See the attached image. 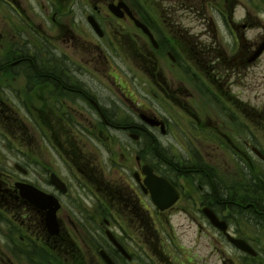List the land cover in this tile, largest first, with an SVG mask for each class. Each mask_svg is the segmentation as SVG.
Segmentation results:
<instances>
[{"label": "flooded vegetation", "instance_id": "flooded-vegetation-1", "mask_svg": "<svg viewBox=\"0 0 264 264\" xmlns=\"http://www.w3.org/2000/svg\"><path fill=\"white\" fill-rule=\"evenodd\" d=\"M156 1L0 0V264H264V181L254 173L246 197L226 200L219 183L225 150L238 164H264V106L237 90L264 39V0ZM198 7L204 29L195 38L179 21ZM258 24L259 37L246 38ZM128 67L141 83L128 84ZM114 89L124 107L113 105ZM140 90L152 105L136 99ZM171 136L191 167L159 150ZM193 145L210 155L199 163ZM145 164L177 193L169 207L153 202ZM50 203L59 205L58 235L45 225ZM234 209L251 214L253 233L233 224ZM208 210L254 253L215 229ZM174 219L211 251L181 246Z\"/></svg>", "mask_w": 264, "mask_h": 264}, {"label": "rangeland", "instance_id": "rangeland-1", "mask_svg": "<svg viewBox=\"0 0 264 264\" xmlns=\"http://www.w3.org/2000/svg\"><path fill=\"white\" fill-rule=\"evenodd\" d=\"M156 1V0H155ZM157 4L160 3H164L162 2V0H157L156 1ZM258 12H261V8H263L264 6L262 4H260V2L258 1ZM164 5V4H163ZM160 6V5H159ZM198 10H196L195 8L193 9L194 11H191L188 13L189 18L186 20H182L179 21L182 24H184L187 28H190L191 31L193 32V34L196 35L195 38H198L197 36H199V34H201V31L204 29L203 26V19H202V13L201 15H199L201 12L199 9L200 7L197 8ZM162 10V7L160 6L159 11ZM171 12H175V11H171ZM183 19V17H182ZM235 19H238V17H236ZM260 23L263 24L264 23V17H262V19H260ZM159 22V21H158ZM169 22V21H168ZM216 23H219V21H216ZM169 24L171 25V27L173 28V25L171 22H169ZM258 24V27L254 28V29H250L249 31L244 32L246 38L249 37V39L254 40L256 37H259L258 34L262 33V31L260 30ZM223 31V34H225V40L226 42L228 41V44H230L233 39L231 38V36L229 37L228 32L225 29V26L220 25ZM211 27V25H210ZM201 38V37H199ZM231 38V39H230ZM127 70V68H125ZM128 84H132V86H134V84H138L141 83V80L139 78L135 77V74L130 70V68L128 67ZM240 79L242 80V82L244 84H246V86H241L240 88H238L237 90L240 91L243 95L244 99H247L248 96H250L252 99L255 98V103H256V107L257 108H261L262 106H264V55L262 57H260V59H258L256 61V63L250 67V69L248 70V75L245 76H241ZM122 84H124V86L127 87V84L125 83V81H121L119 80ZM131 86V85H130ZM141 92H136L137 97L136 99H138L139 102H143L145 105H152V101L148 100V101H143V96L144 94H146L147 90L143 91L140 90ZM121 94H119L118 90L114 89V97H113V105L117 108H119L115 102H119L121 104L122 107H124L123 105V100L120 96ZM151 97V95H148ZM171 110H173V108H170ZM114 121L116 122H121L123 121V117L122 115H119L118 117L113 116ZM173 124V123H172ZM119 132V131H118ZM116 135L120 136L122 135L121 132L119 133H115ZM174 135L177 136V131L174 130ZM262 135H264V133H262ZM261 135V136H262ZM27 136V133H26ZM258 138H260L259 133L257 134ZM174 138L173 136L167 138V139H163V144L162 147H160L159 150L162 151V154L165 157H169V158H180L184 161L183 166H185V168L191 167L193 165V163L188 161V155L186 152V149L181 148V145H178L174 142ZM168 145H170V148L168 147ZM194 146V147H193ZM190 148V151L192 152V154L194 155L193 158L199 159V163H201V157H206L208 155H210L209 149L207 148H203V147H196L195 145H193ZM149 148H151V154L149 152ZM114 149H116V147L114 146ZM153 146L148 147V151L145 152V155L148 156V159H152L154 154H152L153 151ZM264 149V147H263ZM230 149L225 150L224 151V161H226L225 165H223V168L219 171L220 172V180L219 183H221L222 188H220L221 192H222V196L223 199L226 200V198L228 197V195L230 196L232 194L235 196H239V195H245L247 191H251L252 189H254V182L252 181L255 177L253 176L254 171H256V173L258 175H262L263 174V181H264V164H260V163H256L255 165L249 167L248 165H245L243 163L238 164L237 160H235L234 158H232V156L230 155ZM187 162V163H185ZM197 162V161H196ZM241 169H243V171H241ZM256 174V175H257ZM241 176V177H239ZM240 178H244L243 180V185L246 182V180H249V182H246L245 184V188L242 190L239 187V183L242 182V179ZM252 178V179H251ZM257 182H260L257 180ZM256 189L259 188L258 184L256 183ZM239 194V195H238ZM243 195V196H244ZM82 202L85 204L86 201L84 199H82ZM88 202V200H87ZM227 215V213H224ZM230 214L232 215V222L234 225H236L237 227H239L240 229H242L245 233H250V232H254V230L256 228H254L255 224H250L249 227L246 225V223L250 222V218H251V214L246 212V211H240V210H232L230 212ZM173 225H174V229H175V233H176V241L183 247L188 248V249H193L194 251L200 252H210L211 249H202V244L204 243V239L202 236V239L200 240V244L196 247L194 243H190V239H192L191 237H196L197 233H195V229L193 226L189 225L188 221H181V222H176L175 219L173 220ZM209 231V237L214 234V231L210 228H208ZM258 232V231H257ZM194 245V246H193ZM218 252V251H217ZM40 260L41 264H49V262H51L50 260H41L38 259V261Z\"/></svg>", "mask_w": 264, "mask_h": 264}, {"label": "water", "instance_id": "water-1", "mask_svg": "<svg viewBox=\"0 0 264 264\" xmlns=\"http://www.w3.org/2000/svg\"><path fill=\"white\" fill-rule=\"evenodd\" d=\"M137 25L146 30V28L143 25H140L138 23H137ZM146 32H147V30H146ZM263 50H264V42L261 43L258 46L257 50L255 51L253 57L250 60L256 59ZM147 121L149 123H151L152 125H155L154 122L149 121V120H147ZM144 173L147 175L146 176V184L149 186V188H150V190L152 192V198L154 199V201L156 203L160 204L159 201L162 200V198L167 197L166 193L169 192V189H165V186L169 187L168 183H165V181H163L162 179H157L153 175V173H152V171H151V169L149 167L148 168L145 167ZM160 181L163 182L164 185H157V183H159ZM207 214H208V216L210 218V221L213 224H215L216 226L220 227L222 230L225 229V226L219 223L216 215H214L213 213H207ZM48 221H49V226L48 227H49V229L51 231V224H55L54 211L49 213ZM234 243L239 245L242 248H245L243 246V244H240V242L238 240H234Z\"/></svg>", "mask_w": 264, "mask_h": 264}, {"label": "trees", "instance_id": "trees-1", "mask_svg": "<svg viewBox=\"0 0 264 264\" xmlns=\"http://www.w3.org/2000/svg\"><path fill=\"white\" fill-rule=\"evenodd\" d=\"M241 171H243V169H241ZM252 179V178H251ZM257 180L258 181H260V180H262V179H260V176H257ZM242 182H243V180H242ZM246 182H249V180H246ZM247 196V194H245V197ZM230 197L232 198L233 196H232V194L230 195ZM242 198V197H241ZM263 203H264V201H263ZM35 262H38V260H36ZM49 264H54V263H52V262H49Z\"/></svg>", "mask_w": 264, "mask_h": 264}]
</instances>
